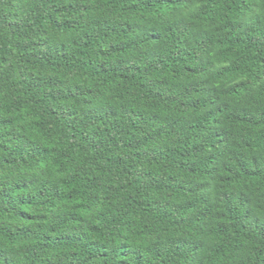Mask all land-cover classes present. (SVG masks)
Returning <instances> with one entry per match:
<instances>
[{
	"label": "trees",
	"instance_id": "1",
	"mask_svg": "<svg viewBox=\"0 0 264 264\" xmlns=\"http://www.w3.org/2000/svg\"><path fill=\"white\" fill-rule=\"evenodd\" d=\"M0 264H264V0H0Z\"/></svg>",
	"mask_w": 264,
	"mask_h": 264
}]
</instances>
